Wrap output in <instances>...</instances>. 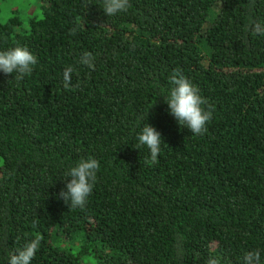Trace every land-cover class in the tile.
Masks as SVG:
<instances>
[{"label": "trees", "instance_id": "obj_1", "mask_svg": "<svg viewBox=\"0 0 264 264\" xmlns=\"http://www.w3.org/2000/svg\"><path fill=\"white\" fill-rule=\"evenodd\" d=\"M40 16L0 19V51L26 46L31 75L0 72V264L36 234L31 264H264V0H39ZM89 52L94 68L81 63ZM212 106L193 135L165 103L174 70ZM69 86L66 88L65 79ZM150 124L158 162L136 149ZM93 157L83 209L58 193Z\"/></svg>", "mask_w": 264, "mask_h": 264}, {"label": "clouds", "instance_id": "obj_2", "mask_svg": "<svg viewBox=\"0 0 264 264\" xmlns=\"http://www.w3.org/2000/svg\"><path fill=\"white\" fill-rule=\"evenodd\" d=\"M129 8V0H103V12L106 16L127 12ZM248 27L252 35L264 36V24L250 20ZM93 60L92 54L85 52L81 63L94 68ZM37 62V57L26 46H15L9 50L0 51V72L6 76L15 74L14 79L18 81L31 75ZM170 82L173 87L165 98L169 114L181 127L189 129L191 134L204 135L208 130L207 124L213 118L214 109L200 95L199 88L181 70H174ZM64 86L66 88L69 86L67 78ZM137 141L136 149L146 146L150 151V158L145 163H157L163 142L161 133L152 125L146 124L137 136ZM100 167V162L93 157L79 160L66 172V177L70 179L58 193V198L72 209H83L88 197L92 194ZM41 240L42 237L36 234L33 239L10 255L8 264H31L40 248ZM207 264H220V261L209 258ZM243 264H262L260 252L258 250L246 252L243 256Z\"/></svg>", "mask_w": 264, "mask_h": 264}, {"label": "rangeland", "instance_id": "obj_3", "mask_svg": "<svg viewBox=\"0 0 264 264\" xmlns=\"http://www.w3.org/2000/svg\"><path fill=\"white\" fill-rule=\"evenodd\" d=\"M42 13L39 0H0V19L4 20L12 14L18 15L26 21L28 15L40 16ZM83 264H95L96 260L91 254L82 256Z\"/></svg>", "mask_w": 264, "mask_h": 264}]
</instances>
